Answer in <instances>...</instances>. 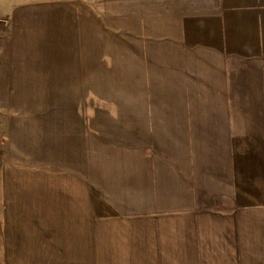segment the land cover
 I'll return each mask as SVG.
<instances>
[{"label":"crops","instance_id":"crops-1","mask_svg":"<svg viewBox=\"0 0 264 264\" xmlns=\"http://www.w3.org/2000/svg\"><path fill=\"white\" fill-rule=\"evenodd\" d=\"M25 215L49 264H264V0L0 2V264Z\"/></svg>","mask_w":264,"mask_h":264},{"label":"rangeland","instance_id":"rangeland-1","mask_svg":"<svg viewBox=\"0 0 264 264\" xmlns=\"http://www.w3.org/2000/svg\"><path fill=\"white\" fill-rule=\"evenodd\" d=\"M4 1L9 3L15 0H0V2ZM135 82L138 85L135 88H137L140 93V104L141 106H145V80L140 79V81ZM237 82L240 83L241 79H238ZM126 83L127 82H102L100 84L91 83L90 86H92L93 91L96 93V96L93 94L94 98L91 100V105L99 107L102 104L105 107L110 108L114 106L117 101L122 99L127 101L126 98L119 95V89H125L127 86ZM80 103L84 105L83 100H78V105ZM144 117L145 116H143V118ZM107 120H110V117H108ZM43 218V216L38 215H25L14 219L13 232H8L7 229L5 236L7 240L3 245L7 251L8 262L6 264H49L47 261L46 239L44 232L39 230L41 225L44 226ZM34 219L37 224L34 223Z\"/></svg>","mask_w":264,"mask_h":264}]
</instances>
